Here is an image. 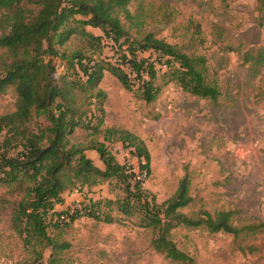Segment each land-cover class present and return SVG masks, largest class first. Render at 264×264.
<instances>
[{"label":"rangeland","instance_id":"374dc122","mask_svg":"<svg viewBox=\"0 0 264 264\" xmlns=\"http://www.w3.org/2000/svg\"><path fill=\"white\" fill-rule=\"evenodd\" d=\"M129 10L133 19L122 18L129 35L119 44L105 38L103 43L90 40L80 33L83 25L71 22L67 29H79L63 46L55 45L60 56L54 59L53 76L64 74L63 62L67 63L66 81L79 92L77 87L88 77L76 61L87 58L122 65L138 85L124 59L135 51L140 59L157 62V98L146 103L140 93L127 91L105 70L94 81L92 96L75 99L79 125L72 142L83 146L104 142L108 128L132 132L151 154L148 175L122 143H112L111 149L120 164L135 168L150 200L155 197L158 205L163 204L188 176L194 200L184 213L214 216L232 211L235 225L247 229L235 238L204 227H177L172 239L194 259L193 264H264V4L259 0H132ZM88 31L104 36L100 29ZM149 34L184 54L203 57L208 79L220 89L219 99L212 102L184 91L168 73L166 58L140 51ZM4 74L0 64V78ZM16 101L13 87L1 93L0 117L13 113ZM39 125L45 121L33 119L29 126L37 132ZM19 151L14 146L9 154L17 156ZM30 185L22 177L11 183L0 181V264H34L39 259L12 225L14 208ZM125 188L120 180L111 179L89 192L65 194L64 205H57L47 219L48 234L71 244L58 264H179L152 247L155 229L147 226L141 203L129 198ZM85 201L101 204V221L86 216L69 226L58 222L60 213L80 208ZM109 218L114 222L106 223ZM35 246L38 251L44 248ZM43 253L48 264L51 249L44 248Z\"/></svg>","mask_w":264,"mask_h":264},{"label":"trees","instance_id":"16d2710c","mask_svg":"<svg viewBox=\"0 0 264 264\" xmlns=\"http://www.w3.org/2000/svg\"><path fill=\"white\" fill-rule=\"evenodd\" d=\"M131 2L0 0V64L5 72L0 78V94L10 87L17 94L16 110L0 117V181L11 183L22 177L31 183L14 208L12 225L23 237L25 245L33 246V252L39 257L34 264H45L44 248H50L52 252L48 264L60 263L64 253L71 248L69 242L54 239L48 234L47 219L55 213L57 205H64L65 194L83 192L85 189L89 192L111 179L123 182L129 198L141 203L147 226L155 229L152 247L172 262H194L172 239L173 230L179 226L194 229L204 227L211 233L222 232L235 238L247 230L235 225L232 211H221L214 216L207 212H200L196 216L184 213L183 210L194 200L190 195L188 176L181 180L175 194L163 204L158 205L155 197L150 200V193L144 189L141 180H137L135 168L120 164L111 149L112 143H122L140 161V171L148 175L151 154L145 142L132 132L108 128L104 142L97 141L92 146L72 142L71 136L79 125L76 100L81 96L85 99L86 94L92 96L96 87L94 81L100 79L105 70L116 77L127 91L140 93L148 104L156 100L160 91L154 83L158 74L157 62L140 59L135 51L124 56V59L138 85L122 65L87 58L76 61L79 71L88 77L77 87L79 92L71 89V84L66 81L67 63L63 62L64 74L57 79L53 76L56 72L54 59L60 56L55 45L63 46L79 29H67L71 22L83 25L80 33L90 40L103 43L105 38L119 44L129 35L122 18L133 19L129 10ZM259 2L264 4V0ZM88 28L100 29L104 36L97 37ZM140 51H153L161 59L166 58L164 65L169 67L168 73L184 91L212 102L219 99L220 89L208 79L203 57L184 54L176 46L152 34L143 39ZM61 56L62 59L67 58ZM86 60L87 64L84 63ZM105 66L107 69H104ZM58 82H63L65 86L60 87ZM98 95L104 96V93L99 91ZM58 99L61 103L56 104ZM33 119L45 121L44 126L39 125L37 132L29 126ZM14 146L21 148L17 156L9 154ZM89 151L99 154L104 168L95 165L87 154ZM111 204L114 203L110 201ZM100 207V203L85 201L80 208L60 213L58 222L69 226L86 216L101 221ZM105 222L111 224L114 221L109 218ZM36 244L44 248L38 251Z\"/></svg>","mask_w":264,"mask_h":264},{"label":"crops","instance_id":"0c3cea01","mask_svg":"<svg viewBox=\"0 0 264 264\" xmlns=\"http://www.w3.org/2000/svg\"><path fill=\"white\" fill-rule=\"evenodd\" d=\"M92 29H94V28H92ZM87 154L94 161V163H95L96 166H98L99 168H104V164L101 161L100 156H99V154L97 152H95V151H89ZM91 154H93L92 157H91ZM101 164L103 165V167H101ZM64 199H65V196H64Z\"/></svg>","mask_w":264,"mask_h":264},{"label":"built area","instance_id":"2783aa9c","mask_svg":"<svg viewBox=\"0 0 264 264\" xmlns=\"http://www.w3.org/2000/svg\"><path fill=\"white\" fill-rule=\"evenodd\" d=\"M166 66V65H165Z\"/></svg>","mask_w":264,"mask_h":264}]
</instances>
